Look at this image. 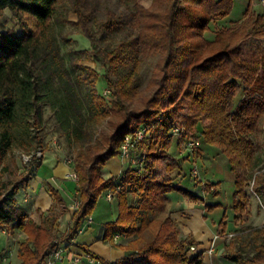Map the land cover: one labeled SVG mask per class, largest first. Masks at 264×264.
<instances>
[{
  "label": "trees",
  "instance_id": "obj_1",
  "mask_svg": "<svg viewBox=\"0 0 264 264\" xmlns=\"http://www.w3.org/2000/svg\"><path fill=\"white\" fill-rule=\"evenodd\" d=\"M260 1L248 0L241 20L208 39L210 25L228 18L234 0H153L148 8L137 6L136 17L129 22H122L108 6L105 18L98 21L96 0H0V11L8 9L9 22L14 23L0 29V229L24 235L18 247L21 264H44L63 243L104 264H204L201 252L190 253L198 242L190 235L182 238L180 227L170 218L166 194L177 191L200 201L208 213L224 205L204 203L174 183L173 174L180 168L170 152L174 127L182 130L175 139L178 148L186 139H202L217 148L210 152L218 151L229 165L235 176L231 203L235 225L251 216V182L264 207V168L260 172L258 147L250 137L261 123L264 131V52L245 58L240 50L249 39L264 40V8L261 13L254 9ZM69 14L76 17L73 25L90 43L85 53L101 63L111 97L108 101L99 94L94 68L80 67L77 79L88 91V115L53 28L54 20L67 23ZM126 26L136 31L134 37L115 45L106 41L107 33ZM151 59L155 88L135 104L140 70ZM47 106L60 134L74 149L73 171L78 175L79 205L60 236L54 215L37 225L15 198L19 190L27 189L43 159L33 157L29 168L19 173L15 152L32 155L43 147L42 113ZM142 126L149 129L139 145L142 165L127 164L119 175L105 178L106 163L119 156L124 138ZM5 174L9 180H3ZM216 185L205 182L204 192L219 196L213 190ZM109 190L118 214L104 224L103 240L127 251L114 261L74 243ZM49 192L63 203L58 191L49 188ZM225 218L226 214L217 225L222 237ZM145 232H150V239H143ZM116 234L129 240L114 242ZM223 258L235 264H264V226L251 229L247 238L231 237Z\"/></svg>",
  "mask_w": 264,
  "mask_h": 264
},
{
  "label": "crops",
  "instance_id": "obj_2",
  "mask_svg": "<svg viewBox=\"0 0 264 264\" xmlns=\"http://www.w3.org/2000/svg\"><path fill=\"white\" fill-rule=\"evenodd\" d=\"M200 127L199 125V128ZM196 144L198 147L197 154H199L198 166L200 165L199 167L202 171L201 175L202 173H206L204 174V176L207 177L206 183L211 182L217 184L213 190L219 191V196L213 197L211 194H206L203 189L204 181L201 183L194 182L192 184L191 179L185 177L183 172H180L185 166L181 165L184 163V161L181 160L182 158L180 156L177 157V154L175 156L171 153V155L176 157L180 162L179 170L173 174L174 183L186 189L191 195L203 199L204 203L220 202L223 203L224 208H218L212 213H208L205 211L202 202L191 200L189 197L177 191L166 194L168 202L167 207L170 218L180 227V236L182 238L188 235L192 236L194 241L198 242L195 254L201 252L203 263L210 264L212 255L207 253V250L212 242L214 246L216 245L218 247V241L220 240L217 238V225L225 212L232 211V209L225 210L226 203H224V201L226 199L224 200L225 196L222 195L220 186L223 179L234 185L235 176L230 171V167L225 159L221 160L219 158L216 161L209 159L211 152L206 156V148L202 139H198ZM115 159L113 160L116 162H113V164L109 166V173L106 172V167L110 160L105 165L103 170L104 177L119 175L124 169V165H127L119 156ZM57 163V159L54 157L53 153H45L39 168L29 181L27 189L19 190L15 198L17 203L28 212L29 217L37 225L45 223L50 215H54L57 218V230L63 234L67 231L71 221L70 217H72L74 212L69 210L70 189L73 184L67 178L70 173L69 168L64 163ZM203 170L206 171L203 172ZM198 180L201 181V178ZM49 188L60 193L63 200L62 204L54 200V197L49 192ZM57 205L58 207L61 206L60 209L65 210V213L61 214L60 209L55 208ZM56 210L59 212H54ZM117 214L118 208L116 200L109 201L106 198V192H104L98 200L94 212L90 216L91 221L88 222L87 219L84 221L74 243L87 246L90 252L96 254L105 261H114L126 255L127 251L113 247L103 240L104 224L115 220ZM23 239L24 235L22 233L15 232L11 235L6 230L0 229V264H21V260L18 258V247ZM128 240L129 239H119L117 243L126 244ZM67 248L68 253L66 257L62 262L57 264H92L84 258H79L80 261L75 262V255L84 252L72 245H67ZM221 251L222 249L219 250V253ZM217 262L218 264H235L224 258H220Z\"/></svg>",
  "mask_w": 264,
  "mask_h": 264
},
{
  "label": "rangeland",
  "instance_id": "obj_3",
  "mask_svg": "<svg viewBox=\"0 0 264 264\" xmlns=\"http://www.w3.org/2000/svg\"><path fill=\"white\" fill-rule=\"evenodd\" d=\"M153 0H96V8H97V20H103L105 18V9L106 7H110L111 10L122 19V22H129V19H133L136 17V11L137 6H143L145 8H148ZM234 6L232 9V12L226 17L224 20H215L214 23L210 25V31L207 32L206 38L212 39V37L215 35V31H218L222 28L231 27L235 23H237L239 20H241L243 13L245 11V8L248 4V0H234ZM264 8V0L260 2H255L254 9L261 13V11ZM12 15L8 9L0 11V29H6L10 28L14 25L13 21L9 22ZM68 22L65 24H61V22L54 20L53 21V28L54 33L60 48V54L62 58L65 61V65L67 70L70 72L73 80L75 81L79 93H81L84 101H85V107L88 109L84 111L85 115L89 114V99H88V91L86 86L78 81V75L81 73L80 67H91L94 68L98 74H99V81L97 84L98 92L101 96H103L106 100L110 101L111 97L108 92L107 86L105 84L103 77V68L101 66V63L98 60L92 59L88 54L85 52L89 50L90 43L89 41L79 33L77 28L73 25V22L76 21V17L73 14H69L67 17ZM136 35L135 30H131L130 28L122 27L121 29H118L114 32L107 33L106 41L110 43L111 45H115L120 40L126 38V37H134ZM240 50L245 58H251L254 56L259 55L260 52H264V40H256V39H249L240 46ZM93 60V61H92ZM154 66H155V60L151 59L148 60L143 67L140 70L141 74V85L139 88V91L137 93L136 97V103L139 104L141 100L150 95L155 88L154 86ZM242 95H239L238 98H240ZM139 102V103H138ZM42 127H43V134H45V140L44 145L42 148L37 149L32 155H26L22 153L21 151H16V162L17 166L19 167V173H21L23 170L29 168V165H31V160L33 157L39 161L40 159L44 158L45 153L50 152L54 154V157L57 159L58 163H64L68 168L70 172H73L74 165L72 163V159L74 156V149L68 145L65 137H63L60 134L59 127L57 126L55 118L52 116V109L50 107H45L43 109L42 113ZM252 140L257 144L258 147V156L261 158V164L259 166L260 172L264 168V131L262 128V123L260 129L256 132V134L250 136ZM56 142V144H54ZM175 139L173 145L170 147V152L177 157L180 156L182 161L181 165H185L183 169H181L180 172H183V175L185 177H189L191 179L192 184L195 182H202L206 181L207 177L204 176L206 173H202L201 175V169L200 165L198 166V159L199 154H197L198 147L196 146L194 152L191 154L179 155L180 148L176 146ZM205 145V143H204ZM206 148V156L210 153L211 149H216L215 147L205 145ZM37 152L41 153V156L38 155ZM28 159V161L25 162V160ZM116 157H113L110 159L107 167L106 172L109 173V166L113 164V162H116ZM224 160V157L218 152L214 151L211 152L210 158L213 160L217 159ZM115 159V160H113ZM57 163V164H58ZM195 163L197 165V176H191V167ZM107 164V163H106ZM126 165H124V168ZM200 169V170H199ZM123 171V170H122ZM206 170H203L205 172ZM106 178V177H105ZM201 178V181L198 180ZM9 175L5 174L3 177V180H9ZM69 179V178H68ZM71 181L72 188L70 189V198H69V210L72 212L74 211V207L76 205V202L79 201L78 198V192H77V182L69 179ZM252 182L250 183V186L248 188V195L250 197L251 201V216H249L248 219L243 224H236L234 223V215L233 211H227L225 212L226 218V231L224 236L217 235V238L220 239L218 241V247L215 245V249L213 252H209L210 246L213 244V242L210 244L207 253H210L212 255V258L210 259V264H218L217 261L220 260V258H223L224 253V246L229 242V239L233 236H242L243 238H247L250 235V230L253 228H260L264 226V207L261 206L259 199L256 197V195L251 190ZM220 190L222 192V195L225 196L224 203H226V209H231V201H232V193L234 191V185L230 184L229 182L225 181L223 179ZM230 201V202H229ZM56 209H60L61 206L58 207L55 206ZM61 210V209H60ZM58 213L59 211H54ZM157 217H163V216H157ZM221 220V218H220ZM56 227L55 230L60 236L62 233L57 230ZM151 238L150 232H145L143 239L148 240ZM65 245V243H63ZM196 247V246H195ZM217 247V249H216ZM222 249V251L219 253V250ZM200 253V252H199ZM195 254V252H194ZM203 259V256H202Z\"/></svg>",
  "mask_w": 264,
  "mask_h": 264
},
{
  "label": "built area",
  "instance_id": "obj_4",
  "mask_svg": "<svg viewBox=\"0 0 264 264\" xmlns=\"http://www.w3.org/2000/svg\"><path fill=\"white\" fill-rule=\"evenodd\" d=\"M149 133V129L146 126H142L140 128H138L135 132H133L132 134L127 135L122 144L120 145V154L119 157L121 158V160H123V162L133 165V166H141L142 165V159H144L140 153H139V148L142 144V142L146 139V137L148 136ZM182 130L180 127H174L173 129H171L170 134L174 139H178L181 136ZM197 140L195 139H186L184 140L181 145H180V152L179 155L183 156L186 154H191L194 152L196 146H197ZM54 144H56V142H54ZM39 156H41L40 152H37ZM29 158H27L25 160L28 161ZM191 176H197L198 170H197V165L195 163H193L192 168H191ZM69 179L77 182L78 181V175L76 172H70L68 174ZM106 198L109 201H113L114 200V193L113 191L109 190L106 192ZM79 205V201L76 202V205L74 207V211L77 209ZM87 221H91V217L87 218ZM119 239H125L124 236H121L120 234H116L113 238L114 242H118ZM126 240V239H125ZM215 249L214 247V243L210 246L209 252H213ZM196 251V247L192 246L190 248V253L193 254ZM68 253V248L67 246L63 245V244H59L51 253L50 255L46 258L45 263L44 264H57L59 262H62L64 260V258L66 257ZM79 258H84L87 259L90 263L92 264H104L101 263L97 260L91 259L87 254H76L74 261L78 262L80 261Z\"/></svg>",
  "mask_w": 264,
  "mask_h": 264
}]
</instances>
